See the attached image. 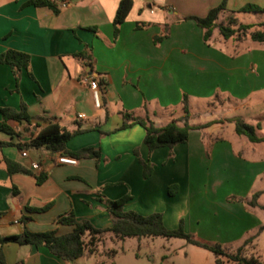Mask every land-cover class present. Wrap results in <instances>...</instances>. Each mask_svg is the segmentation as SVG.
<instances>
[{
  "label": "crops",
  "instance_id": "0c3cea01",
  "mask_svg": "<svg viewBox=\"0 0 264 264\" xmlns=\"http://www.w3.org/2000/svg\"><path fill=\"white\" fill-rule=\"evenodd\" d=\"M30 1L0 0V54L14 49L30 56L29 68L22 69L18 84L10 65L0 62V108L19 109L24 101L31 116V125L12 121L13 134L0 131V140L12 143L0 147V235L21 233L24 215L31 216L27 226L32 231L70 232L71 226L56 221L69 210L96 227L110 226L111 217L106 204L100 201L101 194L109 199L130 194L126 210L144 215L161 212L168 227H177L183 220L186 228L192 219L197 181L204 175L198 163L207 159L203 133L191 129L187 142L172 150L164 146L151 152L144 143L146 131L142 125L119 129L123 122L120 110L143 114L146 101L156 123L164 125L173 117L167 108L180 105L183 93L190 99H210L220 88L246 101L264 92V47L248 46L231 56L226 45L230 40L207 43L196 21L184 20L189 15L205 16L222 0H132L117 39L113 20L120 0H70L58 12ZM248 3L264 7V0H228L227 9L239 10ZM166 23H170L169 36L157 44L154 38ZM217 35L215 30L214 37ZM81 52L86 55L78 56ZM89 78L99 82V105ZM179 115L174 112V116ZM52 121L69 131H78L67 143L70 150L99 147L100 157L66 164L58 162V154L44 148H18V143L29 141L32 132ZM209 142L210 160L219 146L234 157L233 146L225 139L212 137ZM135 149L153 163L147 179L143 178ZM23 150L28 156L22 155ZM237 155L243 157L241 152ZM5 158L20 163L29 172L10 174ZM32 161L38 162L40 169H33ZM250 163L252 172H238L236 176L256 179L264 175V153ZM40 173L47 175L41 184L36 178ZM230 195L247 199L252 196L231 193L226 197ZM260 198V206L241 202L236 207L227 205L225 210L236 214L241 225L254 217L259 230L264 226L256 218L257 208L264 206ZM27 207L39 210L28 211ZM109 236L117 239L108 233L105 240ZM99 246L95 253L74 261H65L44 246L9 242L3 250L7 264H99Z\"/></svg>",
  "mask_w": 264,
  "mask_h": 264
},
{
  "label": "trees",
  "instance_id": "16d2710c",
  "mask_svg": "<svg viewBox=\"0 0 264 264\" xmlns=\"http://www.w3.org/2000/svg\"><path fill=\"white\" fill-rule=\"evenodd\" d=\"M60 0H31L30 3L36 6H48L55 12L60 11L58 6ZM227 1L222 2L209 10L205 16L189 15L184 17V20L192 19L203 29L204 40L207 43L213 40L229 41L234 39L237 44L250 38L255 42L264 43V21L260 23H245L241 21L238 12H264V7L255 3H248L241 7L239 10L227 9ZM132 0H120L115 18L113 20L114 38L117 39L119 28L122 22L127 18L131 8ZM227 12L226 16L225 13ZM142 26V25H138ZM170 23H166L162 32L155 36V43H160L169 36ZM92 31L97 32L96 28H90ZM215 30L218 35L214 37ZM240 52L236 48L235 53ZM84 57V52L77 54ZM0 62L7 63L12 68L15 75L17 84L23 68H29L30 56L29 54L8 49L0 54ZM217 96L219 95L216 94ZM216 96V97H217ZM212 100V99H210ZM172 113V119L164 124L158 125L153 118L152 113L148 110L146 101L143 104V114L136 110L122 109L120 115L123 119L119 129H125L140 124L145 128L144 143L152 152L156 148L167 146L171 150L179 143L187 142L189 139V132L191 129H202L210 124H192L194 113L191 111L190 96L183 93L181 100L180 115L174 116L177 112L176 108H167ZM2 115V122L0 124V131L8 134H13L14 129L11 125L12 121L26 122L31 125V116L28 112L27 104L22 101L19 109L3 106L0 108ZM229 121L234 123L235 132L246 137L252 142L264 141V135H259L257 130L261 128V123L253 124L245 120L244 117L237 115L228 118ZM40 125L37 124V127ZM78 133V131H69L64 126L56 121L48 123L37 132H32L29 141L25 143H18L20 149H40L44 148L52 154L67 155L75 159L81 158H99L101 151L99 147H85L78 150H70L67 147L68 141ZM204 138V135H203ZM215 140L219 137H214ZM11 142L0 140V147L10 146ZM207 149L210 145L206 144ZM208 153V152H207ZM135 154L138 157L140 164L143 167V178L147 179L153 172V163L150 160H145L140 156L138 149H135ZM173 153L170 152V156ZM7 171L12 174L15 172H29V170L22 166L20 163L9 158L4 159ZM37 182L43 183L47 179L45 173L36 175ZM175 187V186H174ZM173 187V188H174ZM171 188L169 191L173 194L175 191ZM264 191H256L251 198L247 199L244 196L230 195L232 199L242 201L251 207L260 206L258 200ZM100 201L106 204L107 211L111 217V225L107 227H96L91 221L87 219H78L73 210H69L56 219L58 224L71 226L70 232L60 234L56 229L44 231H32L28 228L27 223L31 220V216L24 215L21 221L24 229L19 234L0 235V264H7L3 246L9 242H15L20 245H34L44 246L53 255L65 260L74 261L84 254H93L98 251V246L105 240L108 233H112L117 239L123 240L127 237L147 238V237H165V238H182L188 243L197 245L199 247L210 250L215 254V264H226L227 261H233L236 264H264L257 256L246 254V248L258 236V233L264 229L260 227L259 232L245 239L244 243L240 245L236 251L224 247L220 243L211 244L197 238L194 234L189 233L184 226V221L175 228H170L165 224L163 213L153 212L144 215L135 210H126L124 205L131 199L130 194H126L117 199H109L104 195H100ZM230 198V199H231ZM264 208V206L262 207ZM28 211H37L39 209L27 207ZM40 210H44L40 209ZM99 264H104L100 262Z\"/></svg>",
  "mask_w": 264,
  "mask_h": 264
},
{
  "label": "rangeland",
  "instance_id": "374dc122",
  "mask_svg": "<svg viewBox=\"0 0 264 264\" xmlns=\"http://www.w3.org/2000/svg\"><path fill=\"white\" fill-rule=\"evenodd\" d=\"M245 23H260L264 21V12H242L238 14ZM264 29V26L262 27ZM231 56H236L235 49L242 52L248 46L264 47V44L248 38L247 41L237 44L234 39L227 42ZM219 95L217 96L216 94ZM217 96V97H216ZM264 92L253 95L246 101H241L227 91L217 88L210 99L191 98V111L195 114L192 124H210L202 129L204 139L210 147L205 150L207 159L199 162L198 166L204 172L201 181H197V193L191 205L192 219L188 220L186 230L197 238L211 243H220L233 252L242 245L246 238L259 232L254 217L246 219L241 225L236 214L226 212V206H238L242 201L226 197L235 193L251 196L257 190H264V175L258 178L242 179L236 176L238 172L250 173L253 171L251 161L264 153V141L252 142L244 136L235 133L234 123L228 118L240 115L246 121L257 124L259 135H264ZM180 113L181 103L174 107ZM219 137L233 146V154H226L225 148L219 146L215 157L210 160L211 139ZM241 152L243 157L237 154ZM250 163V164H249ZM264 205V193L260 198ZM188 213V211H185ZM264 222V208H257V216ZM236 221H235V220ZM232 224H239L233 227ZM171 228V227H170ZM175 228V227H173ZM97 259L104 264H215V254L208 249L188 243L182 238L165 237H127L123 240L112 239L110 236L100 244ZM111 251L106 254V251ZM246 254L255 255L264 263V230L258 233L253 242L247 246ZM226 264H236L227 261Z\"/></svg>",
  "mask_w": 264,
  "mask_h": 264
},
{
  "label": "built area",
  "instance_id": "2783aa9c",
  "mask_svg": "<svg viewBox=\"0 0 264 264\" xmlns=\"http://www.w3.org/2000/svg\"><path fill=\"white\" fill-rule=\"evenodd\" d=\"M52 1H57V0H52ZM70 4V0H60L58 6L61 8L67 7ZM89 84H90V88L92 89L93 95H94V99L96 101V104L99 105V90H100V85L97 79L95 78H89L88 79ZM83 115H80V117H82ZM23 156H28V152L26 150H23L22 152ZM57 160L60 163H66V164H76L77 163V159L67 156V155H58L57 156ZM31 167L33 169H40V164L36 161H32L31 162Z\"/></svg>",
  "mask_w": 264,
  "mask_h": 264
}]
</instances>
